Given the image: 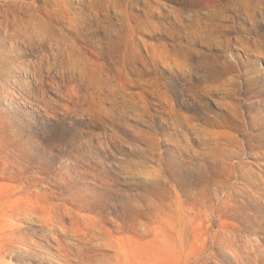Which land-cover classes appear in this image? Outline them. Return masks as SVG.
Wrapping results in <instances>:
<instances>
[{
    "label": "rangeland",
    "instance_id": "374dc122",
    "mask_svg": "<svg viewBox=\"0 0 264 264\" xmlns=\"http://www.w3.org/2000/svg\"><path fill=\"white\" fill-rule=\"evenodd\" d=\"M0 264H264V0H0Z\"/></svg>",
    "mask_w": 264,
    "mask_h": 264
},
{
    "label": "bare ground",
    "instance_id": "6f19581e",
    "mask_svg": "<svg viewBox=\"0 0 264 264\" xmlns=\"http://www.w3.org/2000/svg\"><path fill=\"white\" fill-rule=\"evenodd\" d=\"M18 24V23H17ZM10 34L25 43L29 46H36L41 44L45 37L46 31L41 25L34 23V20H27V24L24 26H19L11 29ZM59 44V43H58ZM54 46V45H53ZM66 53V52H65ZM77 57V56H76ZM66 61V60H65ZM70 64V63H69ZM64 65V64H63ZM68 66V65H67ZM26 69V68H25ZM69 70V69H68ZM71 71V70H70ZM72 72V71H71ZM79 72V71H78ZM67 73V72H66ZM96 75V74H95ZM97 77V76H96ZM92 85V83H91ZM87 90V89H86ZM93 90V89H92ZM97 91V90H96ZM90 93V92H89ZM97 96V95H95ZM78 97V96H77ZM46 104V103H45ZM227 187V186H226Z\"/></svg>",
    "mask_w": 264,
    "mask_h": 264
}]
</instances>
